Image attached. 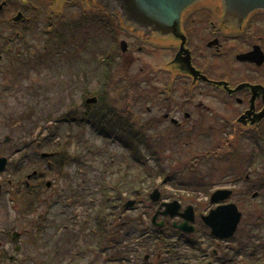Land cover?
<instances>
[{"label": "flooded vegetation", "instance_id": "1", "mask_svg": "<svg viewBox=\"0 0 264 264\" xmlns=\"http://www.w3.org/2000/svg\"><path fill=\"white\" fill-rule=\"evenodd\" d=\"M76 1L79 0L54 6L51 0H0L1 80L4 81L5 76L33 70L32 33L37 31L46 40L43 33L55 28L65 15L64 11H79ZM217 8L198 5L181 24L186 50L181 57L185 55L186 58L188 54L190 65L199 72V76L210 82L199 77L194 80L185 74L182 71L184 64H172L180 48L179 41L162 43L125 27L119 20L93 21L88 35L94 51L88 57L87 70L92 76L103 74L106 78L102 87L99 86L100 93L94 96L98 99L97 104L88 107L87 111L91 129L95 131L97 127L111 136H124L128 134V122L137 123L136 131L129 134L137 140L142 152L147 142L152 146L153 155H157V167H160V147L153 140L162 142L164 146L170 145L166 147L174 154L175 149L180 151L177 147H187L192 141L201 148L207 147L209 153L219 154L222 150L230 154L244 152L241 162L238 156H233L229 160L239 162L220 165L226 169L224 177L227 181H221L223 188L211 191H230L228 200L211 206L210 197L206 196L208 203L199 205V215L192 206L194 218L189 234L173 227V222H182L180 217L170 220L160 216L158 220L163 226L159 228L152 224L153 214L149 213H141L140 217L136 212L85 213L79 216L75 212H66L62 215L65 218L63 222L74 219L70 221L74 226L55 230L52 224L45 222L46 218H41L33 226V231L14 230L19 236V252L14 254L10 243L11 231L0 229V264H61V261L63 264H264V210L257 214L246 213L239 206L245 197L264 199V118L253 126L250 123L246 126L237 124L249 109H252L249 119L253 120L264 108V60L261 65L239 60L240 56L253 52L255 47L259 48L264 59V12L254 15L241 27L232 28L214 18ZM79 16L72 19L73 22L78 24ZM101 39L103 44L99 41ZM122 42L125 43V52L121 50ZM72 47L71 59L77 64L79 73L85 74L80 48L74 43ZM162 52L168 53V61L155 66L158 61L154 64L142 62V65L147 64L144 67L146 71L137 78L129 77L136 75L129 69L134 60H139L137 56L148 57ZM64 54L45 53L41 57L45 65L42 71L51 70L49 64L60 61ZM52 56L57 58L49 60ZM117 77L122 82L120 90L115 93L114 99L117 100L111 104L104 103L102 97L110 95L109 89ZM243 85L262 89L253 91L244 87L236 90ZM128 91L136 93L137 99L133 104L132 100H126ZM120 92L125 99L119 100ZM157 127L165 131L154 133ZM151 129L152 133L148 131ZM236 130L240 132L236 134ZM24 149L16 151V154ZM217 169L214 166L209 171L214 173ZM197 171L193 168L175 170L177 176L174 177L181 180L178 178L183 172L196 180L182 179L178 181L180 185L199 184L202 188L214 185V181L207 178L208 174L197 175ZM11 176L16 177L18 173L12 172ZM37 180L42 182V177L16 183L7 181L6 187L27 189ZM237 187L244 188L234 191ZM19 202H26V198H19ZM227 204L237 207L240 219L231 234L216 238L203 217L215 207ZM129 214L137 216L130 218ZM26 215L33 217L37 214L25 212L22 218ZM79 224L88 226L87 235L81 232ZM7 240L8 246H4ZM23 240H31V243L23 246Z\"/></svg>", "mask_w": 264, "mask_h": 264}, {"label": "rangeland", "instance_id": "2", "mask_svg": "<svg viewBox=\"0 0 264 264\" xmlns=\"http://www.w3.org/2000/svg\"><path fill=\"white\" fill-rule=\"evenodd\" d=\"M81 11H66L65 17L69 19H76L80 15ZM220 12L216 17L219 18ZM213 18V17H212ZM215 20V19H213ZM86 29L89 28L87 24H84ZM86 29L84 31L86 32ZM37 36H33L32 40L37 47L38 56L40 55V48L42 46V37L36 40ZM100 41V40H99ZM98 43H102L101 40ZM117 47V46H116ZM118 49V47H117ZM42 51V50H41ZM94 49L89 47L86 50H80L82 63L85 67V74L79 73L77 70V64L72 61L70 57H64L61 61H57L53 68L49 71L36 70L31 71L29 74L22 71L20 75L5 76L4 83H11L16 89L15 92L9 93V95L0 93V157H5L9 162L14 161L23 168L25 176L32 172L33 170L43 173L44 182H51V188L49 190L41 187L38 188L39 184L33 186V194L38 197L39 202L33 206V209L38 212L35 216H24L15 210H11V207L15 205L8 204L7 200L0 203V229L4 231H23L28 229L33 231V226L37 225V221L41 218H46L45 222L52 224V228L57 230L61 227V212L63 209L60 207L49 208L50 201L54 199L57 192H61V188H67L64 184L63 174L70 177L69 180L72 181V186H75L76 181L79 183H85V185L90 188H95L103 185L106 186L104 191L109 190L110 186L115 183L126 184L132 186L130 192L137 191L136 202L137 213L147 212L153 213V204L148 200L150 193L153 190H158L161 197V202L163 201H173L176 200L181 204L182 209L186 206H193L197 214H200L199 205L201 203H208L206 196L210 195L212 190L216 188H223L224 185L220 184L221 181L225 179V173H227L221 164H227L224 162L216 163L214 161L202 160L201 166L197 175H209L207 178L210 181H214V185L208 188H182L174 183H168L165 178H172L177 176V173L173 171H179L185 167L197 168L196 164L192 163L196 158V155H207L209 154L208 148H201L196 141L188 143V146L177 147L180 151L177 152L175 149V154L173 150L167 147L170 145H163L162 142L154 141V144L160 147V157L161 162L159 172L162 171L163 176L155 178L154 176L148 177L146 172L142 169L134 166L132 162L127 159L126 153L118 145H110L109 142L97 137L90 132L87 127H74L68 123H56L60 119H66L69 121L72 118H78L82 113V105L87 97H94L96 94L100 93V87H102L106 76L103 74H95L94 76L88 74L87 70L90 55ZM139 60H134L131 64L130 72L136 74L129 76L130 78H137L142 75L146 70L147 64L142 65V62H153L158 61L155 65L162 63L163 61H168V53H152L148 57L144 55H139ZM129 68V67H128ZM127 71V70H126ZM113 81V86L109 89V96H104V103L115 102V93L120 90L122 82L120 78H115ZM2 88V87H1ZM88 95V96H87ZM126 100L130 102V99H137L136 95L132 97L125 95ZM125 96L120 92V99H125ZM114 99V100H113ZM131 101L132 104L134 103ZM129 103H127L128 105ZM131 104V103H130ZM129 104V105H130ZM137 124V123H135ZM144 126L143 124H140ZM146 131V129L144 128ZM53 131V132H52ZM152 133L153 129L148 130ZM165 131L161 127H157L154 130L156 132ZM54 133V135L51 134ZM236 134L240 130L235 131ZM48 137L52 140L51 144H47L43 141V138ZM82 139L86 144H79L78 141ZM149 141V140H148ZM229 141H232L229 138ZM32 142H40V148L35 152V144L31 148L24 150L20 154H16V150L23 148L24 146L30 145ZM182 144V143H181ZM52 145H59L60 148L55 149ZM167 146V147H166ZM90 149L95 153V151H100L103 155L99 157L89 156L85 151ZM186 150V151H185ZM60 151V155L55 156L52 159V168H56V173L50 172L48 166L46 165V160L42 162L39 153H51ZM226 151L225 153H227ZM190 153V154H189ZM242 154L244 152H238ZM74 156V157H73ZM70 158L79 159L87 165L85 167L79 165L75 167H66V161ZM65 161V162H64ZM217 167L218 169L211 173L210 168ZM208 167V170L205 169ZM162 169V170H161ZM114 172L116 175L111 176ZM180 173V172H179ZM12 172L9 170L3 177H0V183L6 187L7 181L17 182L21 177H12ZM22 176V175H19ZM180 179L194 180L186 174L179 175ZM24 179V177H23ZM64 179H66L64 177ZM121 180L120 182H118ZM196 180V179H195ZM194 180V181H195ZM217 181H219L217 185ZM227 179L223 181L225 183ZM173 185V186H172ZM217 186V187H216ZM244 187L236 188L234 191L241 190ZM229 189V188H228ZM112 190V188H111ZM81 191V190H80ZM123 191V189H122ZM132 198V194L129 193ZM135 196V194H134ZM88 197V196H87ZM127 198V197H126ZM101 200L99 196L95 197V200ZM28 202V198H26ZM138 202V204H137ZM145 202V203H143ZM90 205V203H88ZM205 206V205H204ZM242 211L246 213H262L264 210V199L252 200L250 197H245L244 200L239 204ZM156 208V207H155ZM15 211V212H13ZM86 207H75L72 212L75 215L85 214L87 212ZM133 212V211H130ZM154 214V213H153ZM137 215L129 214L128 217L134 218ZM65 219V218H64ZM143 220V219H142ZM147 223V220H143ZM66 222L64 221V224ZM32 227V228H31ZM88 226L80 227L81 232L87 235ZM51 231L49 234H51ZM60 230L58 231V233ZM57 233V234H58ZM32 237H35L32 235ZM86 237V236H85ZM39 239V237H36ZM84 238V236H83ZM8 241L3 243L4 246ZM31 243V240H23V246H27ZM26 248V247H25ZM63 264V262H61Z\"/></svg>", "mask_w": 264, "mask_h": 264}, {"label": "water", "instance_id": "3", "mask_svg": "<svg viewBox=\"0 0 264 264\" xmlns=\"http://www.w3.org/2000/svg\"><path fill=\"white\" fill-rule=\"evenodd\" d=\"M208 1L219 2L223 9V19L232 21L236 24L242 23L254 12L264 10V0H96V2L104 8L119 14L124 24L136 31L142 32L145 36L167 41L172 39L181 40V52L178 54L175 62L182 55V48L185 42V38L180 29L182 15L186 10L197 3ZM256 53L257 52L254 54ZM254 54L251 55L249 59L260 65L263 62L261 54L260 57ZM246 58L247 57H241V59ZM184 65L185 68L184 70L182 69L183 71L187 72L193 78L198 77V73L190 67L188 57ZM88 103H94V100H89ZM247 114H250V112ZM263 117L264 110L256 116L255 122H259ZM244 118H242L239 123L242 122ZM4 163V160H0V171L3 169ZM226 198L227 196L221 195V193H215L211 197V203ZM151 199L153 202L158 200L157 192L152 194ZM166 208L165 215L168 214L170 217H173L177 214L178 207L175 203L167 205ZM182 217L186 219L185 225L188 221L191 222V210L188 209ZM239 217L235 207L228 206L212 212L210 216L206 218L205 222L211 227L213 235H217L218 231L226 228L225 236H227L235 229ZM219 237L222 236L219 235Z\"/></svg>", "mask_w": 264, "mask_h": 264}]
</instances>
